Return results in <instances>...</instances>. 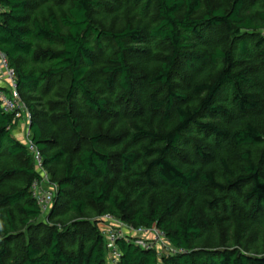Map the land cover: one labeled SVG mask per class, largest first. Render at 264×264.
Returning <instances> with one entry per match:
<instances>
[{
  "label": "trees",
  "instance_id": "16d2710c",
  "mask_svg": "<svg viewBox=\"0 0 264 264\" xmlns=\"http://www.w3.org/2000/svg\"><path fill=\"white\" fill-rule=\"evenodd\" d=\"M2 5L0 50L33 113L32 137L57 194L54 224H38L43 211L31 188L39 173L0 106V264H109L97 219L106 214L158 227L174 247L161 255L121 238L118 264H264L262 239L249 240L264 228V0ZM110 14L125 20L110 25ZM136 52L149 61L143 67L130 59ZM184 68L197 74L193 99L175 90ZM97 71L102 87L93 84ZM65 78L72 149L53 145L39 121ZM145 86L147 109L163 126L136 125L119 153L101 144L104 134H81L75 101L88 113L124 116ZM187 148L200 161L187 162Z\"/></svg>",
  "mask_w": 264,
  "mask_h": 264
},
{
  "label": "rangeland",
  "instance_id": "374dc122",
  "mask_svg": "<svg viewBox=\"0 0 264 264\" xmlns=\"http://www.w3.org/2000/svg\"><path fill=\"white\" fill-rule=\"evenodd\" d=\"M213 3H223L230 4L233 0H212ZM104 22L109 23L110 25L122 24L125 20L124 16H120L119 19H115L113 14L109 16H105ZM250 31L252 30H244ZM259 32L264 33V30ZM218 34H223V31L220 30ZM229 41L230 38L227 37ZM138 52L134 53L130 59L133 64L143 67L145 63L149 62L139 54ZM100 64V59L98 58L96 67ZM197 74L189 71L187 69H183L179 72L178 80H176L177 85L175 90L177 92L189 93L191 95V99H193L194 94L190 92L191 90V82L195 80ZM93 84L97 87H102V75L100 72H95L93 77ZM68 79L65 78L58 82L54 91H52L48 95L47 100V108L45 113L39 118L41 128L46 137L52 139L53 145H56L57 141H60V144L67 147L68 149H72L77 145V139L73 135L72 130L66 124L65 120V112L67 109V99H66V89L68 87ZM147 85V83H146ZM150 90V87L145 86L141 89L138 96V107L135 111H125L124 116H98L93 113H88L87 109L82 106L79 101H75L73 105V115L77 118L78 124L83 127L81 134L84 137L101 133L105 135V140L101 141L105 147H107L112 153H119L129 144V139L132 134L136 131L138 124H142L145 126H159L164 125L165 120L160 119V114L152 113L147 109L149 100L147 96V92ZM148 100V103H147ZM194 101V100H193ZM133 110V109H132ZM23 123V124H22ZM22 124V125H21ZM21 125V127H20ZM29 128V125L25 121H20L14 127V134L19 137L22 141L26 140V132ZM184 158L187 162L197 161L195 153L190 149L183 150ZM199 160V159H198ZM200 161V160H199ZM116 163V162H115ZM57 194V191H56ZM55 194V195H56ZM55 200L52 206L43 213V215L38 219V224L43 225H53L54 221L51 219L52 210L55 207ZM59 211L63 210V207L57 208ZM92 218V219H91ZM96 217H89L87 220H95ZM100 219V218H97ZM262 239V250L264 245V228L254 230L253 234L250 236L249 240L252 243L258 244ZM258 246V245H257ZM255 247V246H254ZM165 249L159 250L160 254L165 255Z\"/></svg>",
  "mask_w": 264,
  "mask_h": 264
},
{
  "label": "built area",
  "instance_id": "2783aa9c",
  "mask_svg": "<svg viewBox=\"0 0 264 264\" xmlns=\"http://www.w3.org/2000/svg\"><path fill=\"white\" fill-rule=\"evenodd\" d=\"M3 11L2 0H0V16ZM0 68L2 77L7 81V87H2L0 82V106L5 113L13 115L14 122L25 121L29 128L24 141L29 152L32 154L39 176L32 183L31 192L37 199L43 213L47 211L54 202L57 185L52 181L51 175L46 168L43 151L34 142L31 132L33 113L18 93V76L11 67L6 54L0 50ZM99 226L106 240L107 260L109 264H118L121 258V250L118 240L126 238L133 241L142 248L165 249L166 253H173L174 247L169 242L166 234L158 227H135L113 215L106 214L100 217Z\"/></svg>",
  "mask_w": 264,
  "mask_h": 264
},
{
  "label": "crops",
  "instance_id": "0c3cea01",
  "mask_svg": "<svg viewBox=\"0 0 264 264\" xmlns=\"http://www.w3.org/2000/svg\"><path fill=\"white\" fill-rule=\"evenodd\" d=\"M3 79H4V78L2 77V69L0 68V82H1V84H2V87H7V81H6V80L3 81ZM19 122H20V121H19ZM19 122H18V123H19ZM22 124H23V123H22ZM22 124H21V125H22ZM21 125H20V127H21Z\"/></svg>",
  "mask_w": 264,
  "mask_h": 264
}]
</instances>
